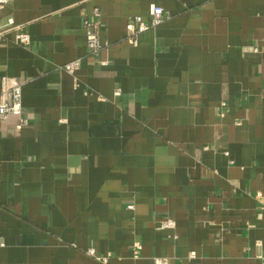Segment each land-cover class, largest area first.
<instances>
[{
  "label": "crops",
  "instance_id": "0c3cea01",
  "mask_svg": "<svg viewBox=\"0 0 264 264\" xmlns=\"http://www.w3.org/2000/svg\"><path fill=\"white\" fill-rule=\"evenodd\" d=\"M152 4L162 21L130 45ZM8 17L0 80L22 109L0 119V264L264 261V0H11Z\"/></svg>",
  "mask_w": 264,
  "mask_h": 264
},
{
  "label": "built area",
  "instance_id": "2783aa9c",
  "mask_svg": "<svg viewBox=\"0 0 264 264\" xmlns=\"http://www.w3.org/2000/svg\"><path fill=\"white\" fill-rule=\"evenodd\" d=\"M11 0H0V11L4 6ZM163 9L158 5H150L149 7V19L146 21L140 15H135L130 19L126 25V37L125 40L130 45H137L138 35L150 27H154L162 21ZM100 12L98 8H94L90 17H84L83 28L85 31L86 48L91 55L98 54L104 47V44L100 41L98 35V21ZM14 24L13 18L8 17L4 26L0 25V39L5 36L6 28L12 27ZM30 34L23 30H17L14 33L12 42L16 45L26 46L30 43ZM78 67V61L73 60L66 63L63 67L66 71H73ZM1 91H0V119L8 116H20L21 114V86L14 79L7 76H2L1 80ZM120 90L116 89L114 94L119 95ZM173 226V221L168 220L161 224V227ZM138 248L139 246L136 245ZM91 254L93 251H89ZM153 264H167L166 259L155 257ZM264 264V261L261 263Z\"/></svg>",
  "mask_w": 264,
  "mask_h": 264
}]
</instances>
